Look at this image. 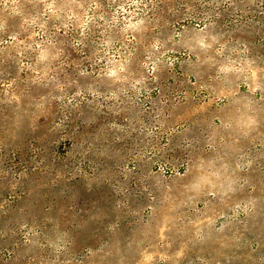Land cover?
<instances>
[{
	"label": "rangeland",
	"instance_id": "obj_1",
	"mask_svg": "<svg viewBox=\"0 0 264 264\" xmlns=\"http://www.w3.org/2000/svg\"><path fill=\"white\" fill-rule=\"evenodd\" d=\"M0 264H264V0H0Z\"/></svg>",
	"mask_w": 264,
	"mask_h": 264
}]
</instances>
